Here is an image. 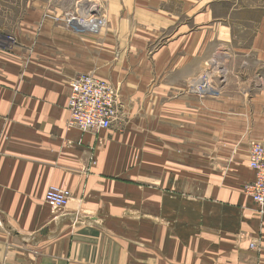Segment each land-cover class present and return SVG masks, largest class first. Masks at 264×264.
Here are the masks:
<instances>
[{
  "label": "crops",
  "instance_id": "1",
  "mask_svg": "<svg viewBox=\"0 0 264 264\" xmlns=\"http://www.w3.org/2000/svg\"><path fill=\"white\" fill-rule=\"evenodd\" d=\"M29 16L33 52L0 50V264H264V206L243 190L264 141V21L254 43L228 29L211 54L207 13L87 15L105 21L94 32ZM213 63L211 91H193ZM83 75L120 94L108 130L68 126Z\"/></svg>",
  "mask_w": 264,
  "mask_h": 264
},
{
  "label": "rangeland",
  "instance_id": "2",
  "mask_svg": "<svg viewBox=\"0 0 264 264\" xmlns=\"http://www.w3.org/2000/svg\"><path fill=\"white\" fill-rule=\"evenodd\" d=\"M159 1L160 9L156 10ZM185 6L181 0H0V50L17 53L19 58L31 54L27 49L31 43H38L41 20L30 18L29 15H59L55 24L72 26L76 18L79 22L99 20L98 28L89 29L99 31L105 26L103 17H89L87 15H212L210 25L213 24L219 33L210 45V53L225 44L226 35L231 31L234 46H249L256 38L262 36L261 24L264 21V0H187ZM191 5L193 7L190 9ZM155 10V11H154ZM188 11L184 14L185 11ZM161 11L159 14L158 12ZM203 13V14H202ZM227 15H233L227 19ZM225 19V21H217ZM213 22V23H212ZM87 24V23H86ZM84 25V24H83ZM84 26H88L84 25ZM220 27V30H218ZM31 28V29H30ZM195 28V25H194ZM31 34L30 31H35ZM228 33V34H227ZM15 49V50H14ZM12 51V52H10ZM211 64V63H210ZM209 65L208 70L193 80V91L199 92L200 78H207L210 86L214 85L215 67ZM111 85V84H110ZM112 86V85H111ZM113 87V86H112ZM119 93V92H118ZM205 94V93H200ZM120 95V94H119Z\"/></svg>",
  "mask_w": 264,
  "mask_h": 264
},
{
  "label": "built area",
  "instance_id": "3",
  "mask_svg": "<svg viewBox=\"0 0 264 264\" xmlns=\"http://www.w3.org/2000/svg\"><path fill=\"white\" fill-rule=\"evenodd\" d=\"M71 17L72 19L69 18V21L81 25L88 23L84 18L77 22L76 18ZM198 83V93L206 94L211 91L212 87L207 78L201 79ZM119 107L120 95L108 82L93 75L79 76L70 85L68 126L78 128L85 133L108 130L118 120ZM249 155L250 167L255 172V180L246 184L243 190L257 206L263 207L264 141L253 142L250 145ZM71 199L70 191L58 187H50L45 196L46 202L55 210L67 208Z\"/></svg>",
  "mask_w": 264,
  "mask_h": 264
},
{
  "label": "bare ground",
  "instance_id": "4",
  "mask_svg": "<svg viewBox=\"0 0 264 264\" xmlns=\"http://www.w3.org/2000/svg\"><path fill=\"white\" fill-rule=\"evenodd\" d=\"M201 79H203V78H201ZM201 79H200V80H201Z\"/></svg>",
  "mask_w": 264,
  "mask_h": 264
}]
</instances>
